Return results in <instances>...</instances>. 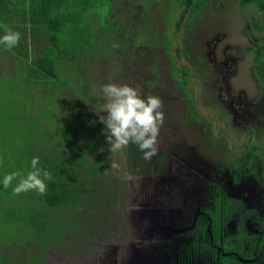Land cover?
Returning a JSON list of instances; mask_svg holds the SVG:
<instances>
[{"label":"flooded vegetation","instance_id":"1","mask_svg":"<svg viewBox=\"0 0 264 264\" xmlns=\"http://www.w3.org/2000/svg\"><path fill=\"white\" fill-rule=\"evenodd\" d=\"M261 1L264 4V0ZM230 2L232 6H229ZM177 10L176 20L181 11L178 5ZM216 12L219 17L220 14L225 15V25H228L230 19L227 13L232 12L234 23L249 37L243 48L236 49L228 43H221L226 38V34L219 31L223 29V23L221 19L215 23V18L209 19L211 13ZM256 12L257 8L250 3L206 0L195 17H183L178 31L174 20L175 34L179 33L181 24L186 23L185 38L182 36L181 39L171 41L165 33H160L155 41V47L161 48L163 55L168 56L163 58L166 63L163 71L175 88L170 99H161L159 110H163L165 121L160 132L165 136L158 140V152L151 160H145L142 151L130 155L125 150V162L138 165L146 162L144 165L150 170L156 169V175L161 176L167 171V177L171 174V168L178 166L176 171L181 178L175 180L176 193L183 192L188 186L204 192L203 197L200 195L201 198L195 201L198 206L196 212L180 226L174 225L173 220L167 218L166 225L153 231L154 235L162 238L153 249L148 247L147 250H141L138 247V254L132 252L131 255L128 252L136 245L129 238V232L138 227L142 215L138 211H130L134 214L129 218L130 221L123 223L122 220L124 228L119 230V234H112L118 246L107 249V241H101L104 226L98 233L95 227L94 236L87 239L91 245L101 242V248H104L97 263L93 261V254L88 253L82 259H64L59 254L50 258L45 256L44 264H222L220 259L223 257L233 258L240 264H264V214L259 215L257 210H260V205L252 203L256 198H264V133L261 132L264 128V45L260 46L262 56L259 62L256 61V52L260 48L259 44L264 43V35L257 34L252 26L253 17L257 18ZM169 16L172 19V14L167 16L168 23L171 21ZM121 27L124 28V25ZM126 31L130 32L124 29L122 33ZM171 43H175L173 54H170ZM243 52L251 55L242 60ZM112 55V51L109 55L106 50H102L84 58L95 65L92 70H88L90 80L103 67L111 71ZM140 56L143 59L139 57V63L138 59L124 57L123 70L128 71V75L129 69H133L131 61L136 63L140 71H143L140 69L142 65H147L149 58L143 52ZM0 71H3L2 68ZM240 76L249 78L239 84L237 78ZM251 85L255 86V90ZM154 92V96H161L157 91ZM89 113V124L98 126V130H95L101 145L97 147L101 149L98 156H102L100 160L104 167L106 163L103 155L112 152L107 153L104 149L109 146L103 134L104 125L99 122L100 116L95 117L93 106L89 107ZM170 117L178 118L180 123H176L175 119L168 122ZM180 124H187L191 133H197L196 137L201 139L208 160L190 143L192 136L187 140L178 134L177 125ZM194 151L198 152L196 158L200 159L195 168L190 166L188 159L189 153ZM227 153L232 155L229 163L224 158ZM97 160L91 164H97ZM103 167L101 174L102 181H105ZM159 192H163V189ZM173 206L177 208L175 212L185 209L186 215H190L194 205L188 203L183 206L174 202ZM166 214L163 212L161 217ZM146 216L145 213L144 219H149ZM118 226L119 223L111 228L117 230ZM143 234L147 238L146 229ZM87 241L85 246L89 245ZM83 250L80 247L76 255L82 254ZM65 254L70 255V252Z\"/></svg>","mask_w":264,"mask_h":264},{"label":"rangeland","instance_id":"2","mask_svg":"<svg viewBox=\"0 0 264 264\" xmlns=\"http://www.w3.org/2000/svg\"><path fill=\"white\" fill-rule=\"evenodd\" d=\"M107 1L108 2L105 3L106 10H110L111 5L113 11L116 13L113 17H118L120 22L124 25V28L130 30V32L126 31L125 33L119 34L120 39L128 38L126 41L121 40L115 42L121 43L123 47L117 46L113 50H121V52L112 55L111 71L103 67L100 72L93 75L90 84L96 95L93 102L97 104L99 111L103 115L105 112V105L108 101L102 89L109 83L117 85L127 84L135 88L142 98H147L150 95L154 96V91H157L161 94V96H159L160 99L163 97L170 99L175 92V88L167 77V74L163 71V68L166 66L163 58L166 59L168 56L163 55L161 48L155 47V41L160 36V33H165L171 41L178 40L179 38L181 39V37L187 33L185 22L181 24L179 33H174V20L177 19L178 12L177 3L174 0ZM229 6H232L231 2ZM217 10L219 9H216V11ZM221 12L224 14L226 13L225 11ZM169 13L172 14L170 23L167 22V16ZM231 13H227V15L230 16L227 23L228 25L224 24L225 15L220 14L221 17H219L217 16L218 12L215 14L211 13L209 19L215 18L214 23L221 19L223 29H220L219 31L226 34L225 40L221 42L222 44L228 43V45H232V47H236V49L243 48L246 45L247 40H249V37L246 36V33L240 26L234 23V18L231 16ZM105 21L111 23L110 14L102 19V22ZM7 22H11V19H7ZM228 26L231 27V30ZM10 30L17 32L14 29ZM2 33H5V31ZM19 33L21 34V41L25 36V31L21 30ZM183 38H185V36H183ZM35 43L37 42L35 41ZM125 50L127 51L125 52ZM174 51L175 43H171L170 54H173ZM141 52L149 58L147 65H142L143 67L140 69H143V71H140L137 70L138 67L136 63L131 61L130 64L133 69H129L130 74L128 75V71L123 70L124 57L129 56L133 60H136L140 57ZM242 55V60H245L251 54L243 52ZM33 58L31 57L29 59V62L32 60L31 65L33 64ZM139 61L140 60L138 59V63ZM6 66H10V64L7 63ZM2 73L3 71H0V76ZM80 74L85 79L84 81H89L90 75L86 73L85 69H81ZM7 75L9 76V74ZM71 77L76 78L74 75ZM248 78L240 76L237 78V82L239 84L246 82ZM60 83L63 85L66 84L64 81ZM8 85L9 79L0 78V169L3 170L18 167L17 164L21 157V153L26 146L25 142L26 138L29 137V133L25 123L24 125H19L20 122H35L33 125H30V129H33L35 133L39 134L42 127L47 128L49 123H55V113L62 109L61 102H56L51 109L48 107L47 100H41L40 103L35 104L34 107L41 106L46 111L50 109L55 113L45 112V115L42 117H33L34 107L28 106L27 102L23 103L22 100L15 95L11 89H9ZM251 86L255 90V86ZM66 89H68V87ZM42 91L43 90L40 88L39 92L42 93ZM249 101L253 102L252 100ZM36 110L37 109L35 108V111ZM161 112H163V110H161ZM24 113L27 114V116L23 117ZM65 113L66 117H70L72 121L76 122L78 120L77 115L68 112H64L63 114L58 112V126H63L64 122L61 120V116L65 117ZM173 119L177 121L176 123H180L178 118L171 117L168 122ZM54 127L57 128L56 125H54ZM177 132L187 140L192 136L193 139H190V143L196 147L201 155L207 158V154H204L205 148L201 143V139L196 137L197 133L196 135L194 132L191 133L187 124L177 125ZM163 136H165L163 132H160L158 140ZM104 149L107 153L109 152V146H105ZM125 150L126 147L115 153L112 152L103 155L106 165L103 167L105 181L104 185L101 183V188L103 187L102 191L105 193V196L103 197L105 199L103 200L105 206H97V209L92 208L91 210H84L81 207L76 208L79 209L80 213L85 212L84 216H86L87 220L83 222L84 225L82 226H78L76 220H70L72 223L64 220H57L54 215H48L46 221L41 224L31 220L30 223L28 220H25V217L27 216L26 213L28 211H38L37 209L40 205L31 200L33 192L27 191V198H25L23 202L17 199L16 195L11 192L10 186L5 192L3 180L7 173L1 171L0 259L2 255H5L3 256L4 258H9V261H12L11 263L7 262L5 264H37L41 263V259L45 258V256L46 258L47 256L50 258L59 254L63 256L64 259L65 257L82 259L86 257L88 253H92L93 261L97 263L102 256L101 252L104 248H101V242L96 243V245H91V242L87 241V239L94 236V228L98 227L99 224L104 226L101 241L106 240L107 242L105 245L108 247L107 249H110L111 247L119 245L117 239L113 240L112 234H119V230L124 228L122 224L130 221L129 218L134 215L130 211H138L142 215V219H140L138 227L129 232V238L135 241L136 247H133V249L128 252L129 254L132 252L138 254L140 251L139 248H141V250H147L149 247L151 250L157 242L162 239L160 238V235H154L153 231H158L160 227L166 225L167 218L173 220L172 223L176 226H180L186 220L188 221L198 209L195 201L203 197L204 192L197 190L194 186H188L183 192L176 193L177 183L175 180L181 178L178 171H176L179 168L178 166L171 168V174L173 177H170L172 176L171 174L167 177V171L161 176L160 174L156 175V169L152 168L150 170L149 167L144 165L146 162L141 165L128 163V161L125 162ZM98 151L100 152L101 149ZM198 152L194 151L189 153L190 157L188 159L191 167L195 168L196 164L200 162V159L196 158ZM96 155L97 153L90 158V164L96 161ZM224 158L229 163L232 160V155L227 153ZM206 160H208V158ZM113 163L118 164L119 168L112 169L111 165ZM129 175L133 176L135 179L131 181L126 179ZM161 189H163V192L160 193L159 191ZM174 202L178 205L183 204V206H186L188 203L194 205L190 215L188 213L186 215V212L184 211L185 209L175 212L177 208L173 206ZM252 203L260 205L261 208L260 210H257V212L259 215H263L264 198H256ZM249 204L250 203H247V205ZM144 206L147 207L144 208ZM163 212H166L167 214L161 217ZM145 213L147 214L146 217L149 219H144ZM70 218L72 217H67L65 220H69ZM118 223L119 226L117 230L113 227L111 228V226ZM37 228L40 229L39 232H36ZM144 229L148 232L147 238L143 234ZM109 232H111V234H109ZM86 241L89 242L88 246L84 245ZM33 242L37 243L36 248H34V246H29V248L24 247L27 243ZM1 246L5 247L2 248ZM80 247L84 250L82 254L76 255L79 252ZM68 252H70V255H65V253ZM108 257L109 256H107V258ZM116 260H118V255Z\"/></svg>","mask_w":264,"mask_h":264},{"label":"trees","instance_id":"3","mask_svg":"<svg viewBox=\"0 0 264 264\" xmlns=\"http://www.w3.org/2000/svg\"><path fill=\"white\" fill-rule=\"evenodd\" d=\"M174 1L181 8L178 20H175L177 31L183 17L192 19L206 2V0ZM236 1L241 4L250 3L257 8V18L253 17L251 23L257 34L264 35L263 2L261 0ZM107 2V0H0V38L5 34L2 33L5 31V26L17 32L25 31L24 38L16 47L9 49L0 43V68L3 70L0 78L9 79V89L23 103L27 102L28 106L34 107L41 100H47L48 107L52 109L56 102H61L62 109L58 112L61 114L68 112L78 116L75 122L70 117H66L65 113V117L61 116L63 126H58V112L55 113L50 109L46 111L41 106H36L33 108V117L38 118L44 116L45 112H54L55 123H49L47 128L42 127L39 134L30 129V125L35 122L24 121L19 124L25 123L29 137L26 138V146L21 153L18 167L0 169V172L4 171L7 174L20 173L10 184L11 192L21 179L26 178L28 173L33 171L31 167L33 157L38 156L40 158L38 167L50 172L52 176L51 180L45 181L46 194L41 195L37 191L30 190L33 192L31 200L40 205L38 211L26 213L25 220L30 223L35 221L41 224L46 221L48 215H54L57 220L68 222L76 220L77 225L82 226L87 220L84 210L105 206L103 202L105 193L102 191L103 187L101 188V183L104 185L103 174H101L103 166L100 160L102 156H98L99 148H97L100 145V139L95 133L98 126L89 124L91 117L89 107L93 106L95 117L101 116L102 113L93 102L96 95L90 85L92 81L90 78L88 82L84 81L80 72L81 69H85L88 73V70L95 67L93 63L84 59L86 56L102 50H106L109 55L111 51L112 54H117L121 50H113L117 46L123 47L121 43L115 42L120 40L119 34L125 28L121 27L122 23L118 17H113L116 13L111 5L110 10H106ZM108 14H110L111 23L102 22ZM7 19H11V22H7ZM170 19L171 16H169ZM110 41L114 43H109ZM261 45L264 43H260L259 47ZM247 50L251 49L247 48ZM260 56H262L261 47L256 52L257 62ZM31 57H36L33 58L32 65V60L29 62ZM140 58L143 59L142 56ZM7 63L10 66H6ZM73 75L77 79L72 78ZM173 78L178 84L175 75ZM63 81L66 82L65 85L60 83ZM178 86L183 89L181 84ZM40 88L43 90L42 93L39 92ZM25 116L27 114L24 113L23 117ZM263 131L264 128L261 129L262 133ZM126 150L130 155L132 152L141 151L134 143H130ZM96 153L97 164H90V158ZM26 194L22 192L16 195V198L23 202L27 198ZM78 207L83 208L84 213H80L79 209H76ZM218 207L219 204H217ZM67 217L72 218L65 220ZM102 226L99 224L96 227L97 233ZM39 231L40 229L37 228L36 232ZM36 245L37 243L33 242L27 243L24 247L36 248ZM3 256L5 255H2L0 259L1 264L12 262ZM44 261L45 258L37 264H44ZM220 263L240 264L233 258L226 257L221 258Z\"/></svg>","mask_w":264,"mask_h":264},{"label":"clouds","instance_id":"4","mask_svg":"<svg viewBox=\"0 0 264 264\" xmlns=\"http://www.w3.org/2000/svg\"><path fill=\"white\" fill-rule=\"evenodd\" d=\"M21 34L12 31L5 26V34L0 38V43L11 49L16 47L20 41ZM107 97L105 105L106 115L99 117V122L104 125L103 134L109 145V152H117L127 147L130 143L138 145L144 154L145 160H151L158 152L157 142L160 130L164 125L165 116L159 109L162 101L159 97L148 96L142 98L138 91L127 85H117L109 83L102 89ZM40 158L33 157L31 167L27 177L21 179L19 184L13 189L14 195L30 190L37 191L44 195L47 192L45 181L51 180V173L43 171L38 167ZM112 169H118L119 165L113 163ZM20 173L13 172L5 175L3 187L5 190ZM126 179L134 180L131 175Z\"/></svg>","mask_w":264,"mask_h":264}]
</instances>
